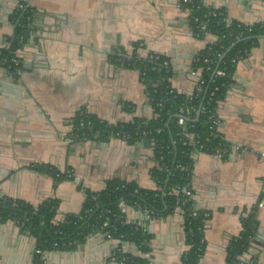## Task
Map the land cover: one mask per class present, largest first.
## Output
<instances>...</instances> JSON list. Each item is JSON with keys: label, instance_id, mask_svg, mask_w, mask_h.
Returning <instances> with one entry per match:
<instances>
[{"label": "crops", "instance_id": "obj_1", "mask_svg": "<svg viewBox=\"0 0 264 264\" xmlns=\"http://www.w3.org/2000/svg\"><path fill=\"white\" fill-rule=\"evenodd\" d=\"M221 10L228 21L247 26L264 22V0H195ZM20 0H0V48L13 34L9 16ZM34 8L32 35L16 52L19 66L0 70V194L38 206L55 200V221L81 210L85 190L100 192L109 180L134 182L154 190L150 172L153 148L118 139L72 138L79 113L108 124L153 117L136 70L119 67L114 54L164 56L172 69L171 86L191 95L192 60L215 43L193 35L182 0H28ZM134 44H138L135 49ZM216 114L219 136L242 149L224 159L193 154L190 186L197 209L207 215L205 251L200 264H228L227 250L241 232V218L255 210L257 228L240 264H264V46L262 42L235 65L232 84ZM47 166L67 173L59 182ZM126 219L145 227L148 252L123 244L145 264H181L187 251L183 221L176 211L147 218L128 208ZM116 242L89 237L72 252H50L43 264H115ZM35 242L13 222L0 225V264H36Z\"/></svg>", "mask_w": 264, "mask_h": 264}, {"label": "trees", "instance_id": "obj_2", "mask_svg": "<svg viewBox=\"0 0 264 264\" xmlns=\"http://www.w3.org/2000/svg\"><path fill=\"white\" fill-rule=\"evenodd\" d=\"M9 16L13 26V34L8 39L7 45L0 48V68L10 67V72H15L16 52L20 50L32 35V20L34 8L28 3H19ZM182 5L189 9V22L198 18L206 22L207 32L216 38L214 44L208 46L197 55L198 62L192 63L193 69L200 68V78L204 80L199 92L197 88L189 95L177 93L171 86L172 69L162 67V62L168 60L158 55V59H141L132 54L121 56L114 54L110 60L128 70H136L139 79L148 95L149 106L153 110V117L133 118L128 123L108 124L100 121L95 116L82 112L72 119V137L84 140L106 141L115 134H128L127 143L144 142L152 146L155 166L150 172L155 183L154 190L139 188L134 182L122 180H109L100 192L85 190V198L81 210L77 214L67 215L63 221L56 222L57 202L46 200L38 206H32L21 200L2 197L0 200V225L13 222L19 230L35 242V251L41 253L72 252L85 244L86 240L95 235H104L108 232L102 227L104 221L111 218L103 215V211H110L119 217L116 221L117 232L112 235L115 240L123 244H133L142 252H148L150 235L143 233L137 223L126 222L118 210V204L123 200L129 205L138 204L142 208L153 211L156 218L173 214L180 209L184 217V235L187 251L180 258L181 264H199L204 251V214L196 208L193 200L183 205L182 189L191 181L193 169V154L201 147V153L209 155L224 143L208 120L213 114L218 103L223 100L227 90L232 84V75L236 63L246 56L249 51L257 47L260 42L264 46V22L251 26L235 21H228L221 10L204 7L200 2L189 0ZM135 49L138 44H134ZM206 60V62H204ZM232 60L236 63L232 64ZM169 61V60H168ZM215 70H224V76L214 77ZM199 92V93H198ZM214 92L213 97L211 93ZM188 106L192 109L191 118L185 125H179L180 110ZM204 109L199 117L193 109ZM83 124L82 128L80 124ZM157 130H160L158 133ZM142 132H147L142 136ZM192 134L193 139L186 137ZM96 138V139H95ZM167 168V172L163 170ZM38 171L46 170L55 182L64 180L68 174L47 167H35ZM137 190V194L134 191ZM176 192V193H175ZM197 212L195 219L188 218V213ZM257 228L255 210H251L241 218V232L232 238L227 250V263L240 264L239 258L248 251L251 240ZM204 240V243H202ZM125 264H145L139 257L127 255ZM36 264H43L41 255L34 254ZM253 264V263H249Z\"/></svg>", "mask_w": 264, "mask_h": 264}, {"label": "built area", "instance_id": "obj_3", "mask_svg": "<svg viewBox=\"0 0 264 264\" xmlns=\"http://www.w3.org/2000/svg\"><path fill=\"white\" fill-rule=\"evenodd\" d=\"M20 2L21 3H28V0H20ZM19 3L17 4V6H18L19 9H22L23 6L21 4H19ZM182 3L183 4H188L189 0H182ZM192 23L195 26V28L193 29V35L196 38L199 39V38H202L203 36H205L206 34H209L207 32V29H206V26H207L206 22H204V21H202V20H200L198 18H193L192 19ZM153 56H155L154 57L155 59H158V55H150L149 57L153 58ZM195 62H198L197 56H195L193 58V60H192V63H195ZM204 62H206V60H204ZM231 63L235 64L236 61L232 60ZM13 65L16 66V67L19 66V60L17 58L13 60ZM161 65H162V67L167 69L170 66V63H169L168 60H164ZM10 67H11V65L8 66L7 68H0V70L1 69H5L8 72H10ZM200 72H201L200 68L193 69L191 67V69H190V75H191V77H193L195 79V88H194V90L197 88V90L199 92L201 91V86L204 85V80H202L200 78ZM213 76L214 77H222V76H224V70H215ZM213 95H214V92L211 93V97H213ZM193 112L196 114L197 117H199L200 114L204 113V109H200V108L195 109V110L193 109ZM191 113H192V109L190 107H188V106L183 107L180 110V117L178 119V124L182 125V126L185 125L186 122L190 120ZM81 114L82 113H79L78 115H81ZM208 120L211 123V129H214L215 132L218 133V129H219V126H220V121H219V118H218V116L216 114V111L212 115L211 114L209 115ZM82 127H83V124L81 123L79 128H82ZM157 132L159 133L160 130H157ZM147 134H148L147 132H142L141 133L142 136H146ZM77 137L78 136H76V137L74 136L71 139H73V140L76 139V140H79V141H86V140H84L82 138L78 139ZM186 137L188 139H190V140L193 139V135L192 134H187ZM110 139H118V140H122V141L127 142L130 139V136L128 134H124V133L123 134H115L114 137H112ZM222 141L224 142L222 144V147H219L218 149H216L212 154H209V156L215 157L217 159H224L228 154L234 153V152H238V151H240L242 149L241 147H239L237 145L228 144L223 139H222ZM200 151H201V147H199V149L196 151V153H201ZM261 157L264 160V154H261ZM163 170H165L167 172V168L165 166H163ZM134 194H137V190L134 191ZM2 197H4V196L0 194V200L2 199ZM191 200H193V193H192V190H191V186L189 184L187 187L182 189V200H178L177 203H180L182 201L183 205H185L186 203L190 202ZM128 208H132L134 210L139 211L140 213H144L147 218H151V217L156 218L157 217L153 211H150V210L146 209L145 207L142 208L138 204L129 205L128 203H126L125 201L122 200L118 204V210H119V213L122 215V217L125 216L124 219H126V211H127ZM177 212L181 216V219H182L183 224H184V217L182 216L180 209H177ZM102 214L103 215H107V217L111 218V222L109 220H107V221H104L103 224H102V227L108 230V232L106 234H104L103 237L106 240H108V241L116 242V246H115L113 252L111 253L109 259H110L111 262H113L115 264H125L127 259H128L127 255H129V254L125 251L124 247L120 245L121 244L120 240H115V239L112 238V235L117 232V225H116L115 222L118 221L119 217L117 216V214L111 213L110 211H103ZM196 217H197V212L196 211H191V212L188 213V218L195 219ZM204 218H205V221H206V218H207L206 214H204ZM205 221H204V224H205ZM126 222H127V219H126ZM137 227H140L142 229L143 233H145V232L147 233V231H146L144 226H142L140 224H137ZM204 240H202V243H204ZM35 253L37 255H41L42 259L44 258V256L46 254H48V253H41L40 251H35ZM199 264H200V262H199Z\"/></svg>", "mask_w": 264, "mask_h": 264}, {"label": "water", "instance_id": "obj_4", "mask_svg": "<svg viewBox=\"0 0 264 264\" xmlns=\"http://www.w3.org/2000/svg\"><path fill=\"white\" fill-rule=\"evenodd\" d=\"M96 139V138H95Z\"/></svg>", "mask_w": 264, "mask_h": 264}]
</instances>
